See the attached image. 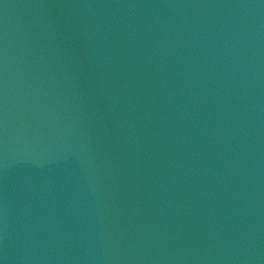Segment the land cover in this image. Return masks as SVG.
<instances>
[{
	"label": "water",
	"instance_id": "water-1",
	"mask_svg": "<svg viewBox=\"0 0 264 264\" xmlns=\"http://www.w3.org/2000/svg\"><path fill=\"white\" fill-rule=\"evenodd\" d=\"M3 264H264V0H0Z\"/></svg>",
	"mask_w": 264,
	"mask_h": 264
},
{
	"label": "snow or ice",
	"instance_id": "snow-or-ice-1",
	"mask_svg": "<svg viewBox=\"0 0 264 264\" xmlns=\"http://www.w3.org/2000/svg\"><path fill=\"white\" fill-rule=\"evenodd\" d=\"M0 264H3V262H2V261H0Z\"/></svg>",
	"mask_w": 264,
	"mask_h": 264
}]
</instances>
